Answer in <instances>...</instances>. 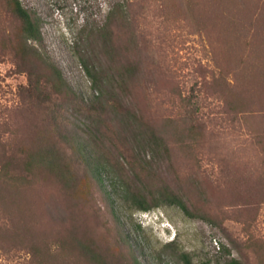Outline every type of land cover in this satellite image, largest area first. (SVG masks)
<instances>
[{
  "label": "rangeland",
  "instance_id": "1",
  "mask_svg": "<svg viewBox=\"0 0 264 264\" xmlns=\"http://www.w3.org/2000/svg\"><path fill=\"white\" fill-rule=\"evenodd\" d=\"M19 2L40 35L22 55L0 0V264H264V0ZM50 141L59 166L28 165Z\"/></svg>",
  "mask_w": 264,
  "mask_h": 264
},
{
  "label": "trees",
  "instance_id": "2",
  "mask_svg": "<svg viewBox=\"0 0 264 264\" xmlns=\"http://www.w3.org/2000/svg\"><path fill=\"white\" fill-rule=\"evenodd\" d=\"M10 4H11L12 11L19 18L21 22L20 36H19V49L21 53H23L22 55H24V53H30L34 55L36 51L34 50L32 46L28 45L27 42L29 40H38L40 31H39L37 22L30 15V13L21 5L19 0H10ZM113 9L114 8H112L110 14L113 12ZM105 26H107V24ZM84 68H85L87 75L92 79L93 88H96L98 90V95L94 97V100L96 102L97 101L101 102L100 109H101V113H103L105 110H107V108H109L108 102L112 101V99L114 98L113 96L110 97L107 93L108 91L104 89V86L102 85V78L99 76L100 75L99 72L96 69L89 68L86 63H84ZM51 73L53 75V78H52L53 86L56 88L54 92L58 94L60 91V88L65 87L66 84L58 69L52 66ZM30 83H31V86L34 83L32 86L33 90L39 89V86L37 85V83H39L38 80H35L34 82L31 81ZM119 86L121 89L124 87L123 84H120ZM114 97L117 99V102L119 103L122 100V97L120 94L115 93ZM126 113L128 117L130 118L136 119L137 117L135 111H133L130 107L126 108ZM92 120L94 122V128L96 130H99V128L102 126V122L100 118L99 117H97L96 119L92 118ZM143 125L149 131L151 138L155 139L156 138L155 130H153V128H151L147 124H143ZM58 152L59 150L56 148V143L54 141H50L47 143L46 146H41V148L31 153L30 161H28V165L32 166L33 164L34 165L47 164V165H51V168L54 170L60 164V163H57L59 162L58 161L59 159L56 156ZM21 161H22V164H21L22 167L24 168V170L27 171V152L25 153L24 157L21 158ZM128 164H130V162H128ZM142 165L143 166H141V170L143 172H147L148 167H150L149 162L146 161ZM105 166L106 165L101 164L93 168V174L97 177L98 181H101V174H103ZM61 170L62 169L59 168V171ZM116 176H118L117 173H116ZM20 178L21 179L27 178V172L26 174H23V173L20 174ZM118 179H119L118 184L115 181L111 180V186L114 189L116 188V185L119 188H121V190H123L126 193V198L132 201L138 209L147 210L150 207V205L148 204V200H149L148 195L143 191L141 187L136 185L135 181H128L125 177L123 178L119 176H118ZM162 195L164 196V198L165 197L166 199L168 198L167 200H169L168 201L169 203H177L185 209V205L182 202V200L179 199L177 195L172 193L169 190V188L164 187L162 191Z\"/></svg>",
  "mask_w": 264,
  "mask_h": 264
}]
</instances>
